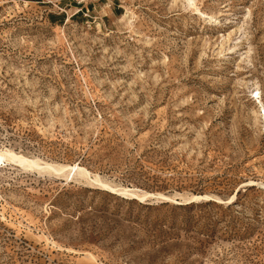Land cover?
<instances>
[{"label": "rangeland", "instance_id": "rangeland-1", "mask_svg": "<svg viewBox=\"0 0 264 264\" xmlns=\"http://www.w3.org/2000/svg\"><path fill=\"white\" fill-rule=\"evenodd\" d=\"M4 150L0 264H264V0H0Z\"/></svg>", "mask_w": 264, "mask_h": 264}, {"label": "bare ground", "instance_id": "bare-ground-1", "mask_svg": "<svg viewBox=\"0 0 264 264\" xmlns=\"http://www.w3.org/2000/svg\"><path fill=\"white\" fill-rule=\"evenodd\" d=\"M6 163L18 164V165L22 166L25 169L36 170L39 173H47V174H53V175H62V174H65L67 172V173H69V175H79L80 177L83 176L84 178H87V179H90V177H91L90 173H88V171L86 169H84V168H82V167H80L78 165H76V166H63V165H58V164L44 163L43 161L27 158V157H25L23 155H19L17 153H14V152H12L10 150L0 151V167L2 165H5ZM97 179H99V178H97ZM96 181H98V180H96ZM122 190H124V189H122ZM123 194L132 195V196L138 197L137 192L136 193L135 192L134 193L123 192ZM120 195H122V194H120ZM146 197H148V196H146ZM164 199H167L168 201H170V198H164ZM196 200H198V198H196Z\"/></svg>", "mask_w": 264, "mask_h": 264}, {"label": "built area", "instance_id": "built-area-1", "mask_svg": "<svg viewBox=\"0 0 264 264\" xmlns=\"http://www.w3.org/2000/svg\"><path fill=\"white\" fill-rule=\"evenodd\" d=\"M100 0H75V2L78 4V5H86V6H91L97 2H99Z\"/></svg>", "mask_w": 264, "mask_h": 264}]
</instances>
